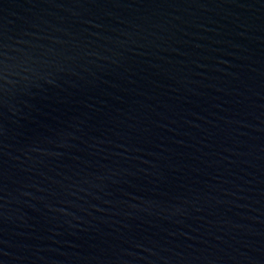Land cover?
Returning a JSON list of instances; mask_svg holds the SVG:
<instances>
[{"label": "water", "instance_id": "1", "mask_svg": "<svg viewBox=\"0 0 264 264\" xmlns=\"http://www.w3.org/2000/svg\"><path fill=\"white\" fill-rule=\"evenodd\" d=\"M0 264H264V0H0Z\"/></svg>", "mask_w": 264, "mask_h": 264}]
</instances>
